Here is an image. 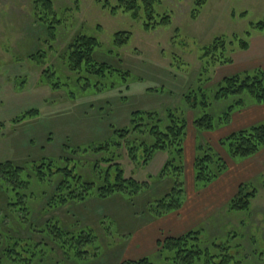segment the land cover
<instances>
[{"label": "rangeland", "instance_id": "374dc122", "mask_svg": "<svg viewBox=\"0 0 264 264\" xmlns=\"http://www.w3.org/2000/svg\"><path fill=\"white\" fill-rule=\"evenodd\" d=\"M105 1L109 6L116 5V0H53L62 24L48 49L45 28L32 14L33 0H0V162L9 160L26 169L30 162L44 156L71 157L64 146L107 139L112 128L129 125L130 114L135 110L163 115L165 108H171L181 113L187 124L183 143L185 201L179 210L153 219L147 213V203L164 193L168 183L154 182L156 178H152L149 189L131 200L94 196L48 210L45 203L53 187L41 186L36 193L45 194L33 200L29 224L38 227L50 218H57L65 229L91 228L100 250L98 258L85 264H119L145 256L158 264L156 242L189 230H200L204 241L229 238L232 247L240 245L241 255L246 257L242 264L264 263L260 255L264 252V149L251 158L233 161L219 144L220 139L233 132L264 123V104L246 103L232 113L227 124L198 132L192 124L198 110L188 108L183 98L199 84L197 77L205 60L201 56L215 38H227L229 42L232 36L241 37L248 30H252L251 36L260 32L251 26L264 20V0H161L154 10L158 15L167 14L170 22L149 31L143 29L141 18L133 19L129 12L111 14L103 8ZM120 31L130 36L116 50L113 35ZM77 33L98 38L100 48L95 58L127 72L126 81L115 82L113 88L102 91L73 90L74 97L42 83L43 66L31 54L45 51L47 65L62 77H73L65 69L63 52ZM226 48L231 62L216 64L202 78V88L208 92L215 90L223 77L253 70L248 66L247 70L241 69L245 53H240L243 50L238 49L237 43ZM237 68L241 71L234 73ZM72 83L71 80V86ZM212 104L211 114L218 115L224 110L223 103ZM28 110L37 112L20 122H10ZM198 144L211 146L227 164L218 181L202 190L195 189L193 179ZM72 157L81 164L91 161L93 156ZM161 163L162 156L157 155L144 169L131 171L129 164L125 169L128 175L133 173L142 179L146 174L154 177ZM81 173L91 176L87 163ZM242 183L253 184L256 195L248 210L228 211L227 204ZM4 205L0 187V213L6 214L0 219L1 231L34 241L43 239L28 225L21 227Z\"/></svg>", "mask_w": 264, "mask_h": 264}, {"label": "trees", "instance_id": "16d2710c", "mask_svg": "<svg viewBox=\"0 0 264 264\" xmlns=\"http://www.w3.org/2000/svg\"><path fill=\"white\" fill-rule=\"evenodd\" d=\"M161 0H116V5L103 2V8L111 14L117 11L130 13L133 19H140L144 30L149 31L167 25L170 17L158 15L154 5ZM32 14L35 21L44 26L47 33L48 49L57 37L62 20L56 16L53 0H33ZM142 9V13L140 12ZM251 29L264 30V20L252 24ZM251 31L241 37L215 38L204 49L201 59H205L197 77L198 85L184 96L188 108L198 110L192 124L196 131H212L218 124H227L234 111L246 103L264 104V69L255 68L231 76L223 77L215 90H204L202 78L216 64L231 62L226 55V45L237 43L239 50L248 48ZM129 33L116 32L113 47L118 50L129 40ZM100 41L93 35L74 34L63 52L65 69L73 77H62L51 65H47L45 51L31 54L38 65L43 66L40 81L51 90L63 89L74 97L73 90L96 92L113 88L115 82L126 81L127 72L95 58ZM180 64V63H179ZM71 80L73 85L71 86ZM213 102L224 104L218 115L210 112ZM36 110H28L14 117L10 122H20L34 115ZM184 116L171 108H165L163 115L155 111L135 110L130 114L129 125L112 128L110 136L98 142L74 147L64 146L71 157H41L30 162L25 169L12 161L0 162V187L4 193L5 211L9 212L21 227L29 229L43 239L14 237L0 230V264H85L99 256L97 235L91 228L65 229L57 218H50L41 226L29 224L33 200L45 194L41 186H51L45 206L53 210L70 202L81 203L90 197L109 199L121 196L134 199L154 182L167 181L168 188L161 195L147 203V213L153 219L162 218L179 210L185 201L184 186V140L186 136ZM220 146L233 161H242L256 155L264 148V123L233 132L219 140ZM90 157L91 161L80 164L72 156ZM162 156V163L154 177L146 174L142 179L126 173L125 165L131 171L144 169L155 156ZM123 157L127 159L124 162ZM87 163L91 176L82 174V166ZM132 164V165H131ZM227 170V164L211 146L196 147L193 161V179L196 190H202L213 183ZM256 189L251 183H242L227 204L228 211L248 210ZM6 214L0 213L2 220ZM1 229V228H0ZM235 238V236H230ZM158 264H242L240 245L232 247L229 238L217 242L204 241L200 230H189L177 237H165L156 242ZM260 255L264 257V252ZM59 258V259H58ZM119 264H157L151 257L124 260ZM264 264V263H262Z\"/></svg>", "mask_w": 264, "mask_h": 264}, {"label": "crops", "instance_id": "0c3cea01", "mask_svg": "<svg viewBox=\"0 0 264 264\" xmlns=\"http://www.w3.org/2000/svg\"><path fill=\"white\" fill-rule=\"evenodd\" d=\"M248 43H249L248 48L246 50H243L240 52V53H242V52L245 53V56L243 58H241L242 59L241 62H243L242 63L243 68H241V69L247 70L245 68L247 66L249 67V70H252V69H255L258 67L264 69V30L258 32V34L254 35V36H251ZM241 69L237 68L238 71L235 70L236 72H234V73L241 71ZM263 149H261V150H263ZM218 178L216 179L217 181H218Z\"/></svg>", "mask_w": 264, "mask_h": 264}]
</instances>
